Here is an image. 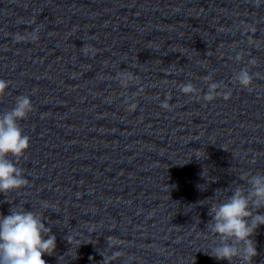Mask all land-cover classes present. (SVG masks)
Segmentation results:
<instances>
[{
	"label": "clouds",
	"instance_id": "9594fccd",
	"mask_svg": "<svg viewBox=\"0 0 264 264\" xmlns=\"http://www.w3.org/2000/svg\"><path fill=\"white\" fill-rule=\"evenodd\" d=\"M14 39L17 42L39 40V28L25 34L16 33ZM81 51L88 55H95V50L89 45L82 47ZM235 59L239 62L241 54ZM249 63L254 64L255 60ZM122 87L128 86V81L133 79L131 73L118 74ZM208 90L203 94L205 102H212L217 97L223 96L230 99V91H218L222 89L220 82H213L211 75L206 76ZM233 81L243 89L251 88L253 75L247 68L234 73ZM9 82L0 79V100L6 95ZM180 91L185 95L198 93L196 86L187 82L180 85ZM166 97L161 101L160 107L171 110L169 100ZM128 103V110L134 111L136 103ZM33 112V103L27 95H18L15 104L10 110L0 113V193L18 190L28 184L24 178L23 170L14 162L24 157L30 147V137L23 133L20 121L28 118ZM10 157L12 159H10ZM200 159L199 155L195 156ZM245 184H237L229 187L230 195L214 202L209 208L211 219L206 225L209 232L216 235L218 243L209 253L218 260H227L232 264L233 260L239 264H252L253 258L258 255L256 244L251 237L257 229L264 225V173H245L240 178ZM220 191L219 189L216 193ZM213 198H216V194ZM45 210L53 209L47 202H43ZM54 210V209H53ZM8 215L0 214V264H47L43 259L45 254L52 255L56 248V237L51 232V227L45 225L44 213L28 211L24 206L11 207ZM47 237V238H45ZM66 239L71 244V239ZM109 243H117L108 240Z\"/></svg>",
	"mask_w": 264,
	"mask_h": 264
}]
</instances>
